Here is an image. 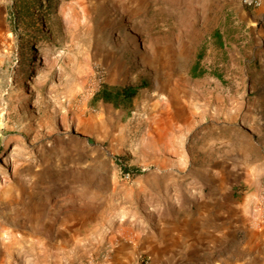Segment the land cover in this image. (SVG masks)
Listing matches in <instances>:
<instances>
[{
  "label": "rangeland",
  "instance_id": "rangeland-1",
  "mask_svg": "<svg viewBox=\"0 0 264 264\" xmlns=\"http://www.w3.org/2000/svg\"><path fill=\"white\" fill-rule=\"evenodd\" d=\"M28 1L0 0V264H264L261 6Z\"/></svg>",
  "mask_w": 264,
  "mask_h": 264
},
{
  "label": "trees",
  "instance_id": "trees-1",
  "mask_svg": "<svg viewBox=\"0 0 264 264\" xmlns=\"http://www.w3.org/2000/svg\"><path fill=\"white\" fill-rule=\"evenodd\" d=\"M41 0H29L28 2L25 3V6L27 4V8H29L32 5H35L36 2H40ZM48 5H50V3H48ZM26 8V7H25ZM22 10V9H21ZM23 11L20 12V14L22 15ZM213 39L214 42L219 46V47H223L224 43H223V36L220 33L219 30H216L213 33ZM199 56H202V53L199 54ZM192 74L195 77H200L203 76L205 74V71L202 70L201 65H200V57H198L197 62L195 63V65L193 66L192 69ZM145 83H142V85H140L139 87L136 86H127V87H109V86H103L94 96V101H106L109 103H114V104H121L123 102L132 100L138 93V91L143 87Z\"/></svg>",
  "mask_w": 264,
  "mask_h": 264
},
{
  "label": "built area",
  "instance_id": "built-area-1",
  "mask_svg": "<svg viewBox=\"0 0 264 264\" xmlns=\"http://www.w3.org/2000/svg\"><path fill=\"white\" fill-rule=\"evenodd\" d=\"M242 5L245 8H258L261 6L262 1L261 0H241Z\"/></svg>",
  "mask_w": 264,
  "mask_h": 264
},
{
  "label": "crops",
  "instance_id": "crops-1",
  "mask_svg": "<svg viewBox=\"0 0 264 264\" xmlns=\"http://www.w3.org/2000/svg\"><path fill=\"white\" fill-rule=\"evenodd\" d=\"M260 10L262 12H264V0H262V4H261V7H260ZM263 25H264V18H263ZM116 263H121L120 261L118 260H114ZM122 261V260H121ZM123 262V261H122Z\"/></svg>",
  "mask_w": 264,
  "mask_h": 264
}]
</instances>
